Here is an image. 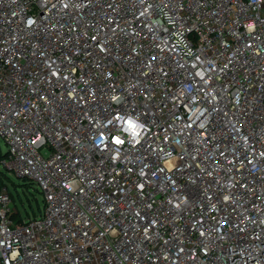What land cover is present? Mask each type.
<instances>
[{"label": "built area", "instance_id": "1", "mask_svg": "<svg viewBox=\"0 0 264 264\" xmlns=\"http://www.w3.org/2000/svg\"><path fill=\"white\" fill-rule=\"evenodd\" d=\"M0 139V264H264V0H0Z\"/></svg>", "mask_w": 264, "mask_h": 264}, {"label": "rangeland", "instance_id": "2", "mask_svg": "<svg viewBox=\"0 0 264 264\" xmlns=\"http://www.w3.org/2000/svg\"><path fill=\"white\" fill-rule=\"evenodd\" d=\"M6 152L7 147L0 139V154L3 155ZM0 172L4 174L3 181L11 192L12 203L22 221L38 216L39 211L43 208V195L36 185L31 181L17 178L15 174L3 170L1 167ZM24 182L27 184L26 186H23ZM14 185H17V193L14 191Z\"/></svg>", "mask_w": 264, "mask_h": 264}, {"label": "trees", "instance_id": "3", "mask_svg": "<svg viewBox=\"0 0 264 264\" xmlns=\"http://www.w3.org/2000/svg\"><path fill=\"white\" fill-rule=\"evenodd\" d=\"M4 156H5V154H3V155L0 154V158H2ZM3 177H4V174L2 172H0V186H4L5 185V183L3 181ZM22 180L28 181L26 179H22ZM26 185L27 184L24 182L23 186H26ZM14 191H16V193H17V185H14ZM9 194H10V197H11V192L10 191H9ZM11 199H12V197H11ZM40 213H41V211H39L38 216L40 215ZM38 216H35V217H38ZM32 218H34V217H32ZM14 219L17 220V221H22V219L20 218V216L18 214H17V216H14Z\"/></svg>", "mask_w": 264, "mask_h": 264}, {"label": "snow or ice", "instance_id": "4", "mask_svg": "<svg viewBox=\"0 0 264 264\" xmlns=\"http://www.w3.org/2000/svg\"><path fill=\"white\" fill-rule=\"evenodd\" d=\"M128 123H129L130 126H132L130 121ZM116 142L117 143H122V141H120V140H117Z\"/></svg>", "mask_w": 264, "mask_h": 264}]
</instances>
